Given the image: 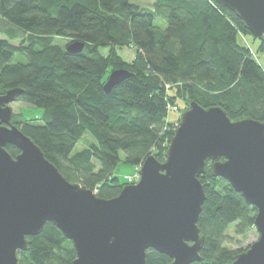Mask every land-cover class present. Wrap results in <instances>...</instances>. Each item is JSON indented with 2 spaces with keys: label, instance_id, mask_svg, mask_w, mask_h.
Returning a JSON list of instances; mask_svg holds the SVG:
<instances>
[{
  "label": "trees",
  "instance_id": "1",
  "mask_svg": "<svg viewBox=\"0 0 264 264\" xmlns=\"http://www.w3.org/2000/svg\"><path fill=\"white\" fill-rule=\"evenodd\" d=\"M157 16L166 27L155 25ZM244 34L250 32L237 15L214 0H154L152 6L136 0H0V93L23 89L20 100L41 113L16 114L14 123L69 181L111 198L127 184L115 174L121 152L134 168L151 154L165 159L176 127L168 114L171 105L180 111L178 99L219 105L232 119L264 121V67ZM73 41L84 43L80 52L67 51ZM125 47L135 50L131 61L119 54ZM16 53L26 61L12 62ZM122 68L133 75L106 92L109 73ZM80 141L85 146L74 151ZM8 150L19 153L13 145ZM210 164L200 176L206 193L198 220L203 260L192 264L234 259L243 250L225 245L227 228L238 222L242 231L256 214L227 180L213 176ZM29 240V249L18 252L19 264H44V254L51 264H71L76 257L72 242L51 222ZM170 260L147 251V264Z\"/></svg>",
  "mask_w": 264,
  "mask_h": 264
},
{
  "label": "water",
  "instance_id": "2",
  "mask_svg": "<svg viewBox=\"0 0 264 264\" xmlns=\"http://www.w3.org/2000/svg\"><path fill=\"white\" fill-rule=\"evenodd\" d=\"M214 1L264 41V0ZM83 47L73 41L66 49L78 53ZM132 75L123 68L111 71L105 91ZM22 92L13 87L0 93V264H19L18 252L29 249V237L40 234L47 222L72 242L71 264H147L149 249L167 255L168 264L202 261L205 237L198 220L206 193L200 176L208 161L213 176L227 180L256 208L259 238L225 264H264V121L232 119L219 105L204 107L187 98L165 159L149 155L138 182L103 198L69 181L13 122L11 103ZM9 145L19 153L13 156ZM43 258L51 264L48 254Z\"/></svg>",
  "mask_w": 264,
  "mask_h": 264
},
{
  "label": "rangeland",
  "instance_id": "3",
  "mask_svg": "<svg viewBox=\"0 0 264 264\" xmlns=\"http://www.w3.org/2000/svg\"><path fill=\"white\" fill-rule=\"evenodd\" d=\"M136 1L143 6H152L154 2V0H136ZM155 25L164 28L166 27V21L163 17L157 16L155 18ZM241 39L245 43L251 46L255 57L258 59L259 63L264 67V50L260 49L259 40L254 38L251 34H247V35L244 34L241 36ZM62 41L63 40L60 37H56V40H55L56 43H61ZM19 42H20L19 40L14 41V43L16 44H18ZM125 50L126 48L121 49L120 53L121 54L128 53ZM25 61H26V57L20 53H16L12 59V62H25ZM177 103L180 107V111H177L174 108H172V110H170L168 114L169 121L174 122V125L176 123H179L178 119L180 118L182 111L186 107L185 101L183 99H178ZM11 106L15 112V115L20 114V115L25 116L26 118L39 117L41 113V109L34 107L28 103H25L21 100L12 102ZM16 118L17 117H14L13 120L15 121ZM84 146H85V142L80 141L76 145L74 151H78L82 149ZM124 158H125V155L123 152H121V160L115 169V174L120 178V180H124V176L128 174H133L135 170L134 166L129 165L124 162ZM238 225H239L238 222L233 223L227 228V231H226L228 238H227V243L225 245H227L231 250H234V251L247 249L252 243H254L259 238V233L255 227V224H253L252 226L245 225L244 227H242L241 229L242 231L238 230L237 228ZM19 259H20V256H19Z\"/></svg>",
  "mask_w": 264,
  "mask_h": 264
},
{
  "label": "built area",
  "instance_id": "4",
  "mask_svg": "<svg viewBox=\"0 0 264 264\" xmlns=\"http://www.w3.org/2000/svg\"><path fill=\"white\" fill-rule=\"evenodd\" d=\"M172 108H174L175 110L179 111L178 106L176 105H171V110ZM177 125V123L175 124V126ZM141 168V164L135 167L134 173L133 174H128L126 176H124V180L127 183H136L138 182V180L140 179V175H139V170Z\"/></svg>",
  "mask_w": 264,
  "mask_h": 264
},
{
  "label": "crops",
  "instance_id": "5",
  "mask_svg": "<svg viewBox=\"0 0 264 264\" xmlns=\"http://www.w3.org/2000/svg\"><path fill=\"white\" fill-rule=\"evenodd\" d=\"M125 48H126L125 51H127L128 53H126V54H121V53H120L121 49H120V50H119V54H120L121 56H123L125 60H127V61H131V60L135 57V50H134L133 48H130V47H125ZM123 49H124V48H123ZM131 51H132V52H131ZM124 53H125V52H124Z\"/></svg>",
  "mask_w": 264,
  "mask_h": 264
},
{
  "label": "bare ground",
  "instance_id": "6",
  "mask_svg": "<svg viewBox=\"0 0 264 264\" xmlns=\"http://www.w3.org/2000/svg\"><path fill=\"white\" fill-rule=\"evenodd\" d=\"M179 125V123H177Z\"/></svg>",
  "mask_w": 264,
  "mask_h": 264
},
{
  "label": "flooded vegetation",
  "instance_id": "7",
  "mask_svg": "<svg viewBox=\"0 0 264 264\" xmlns=\"http://www.w3.org/2000/svg\"><path fill=\"white\" fill-rule=\"evenodd\" d=\"M20 101V100H19ZM13 122H14V120H13Z\"/></svg>",
  "mask_w": 264,
  "mask_h": 264
}]
</instances>
